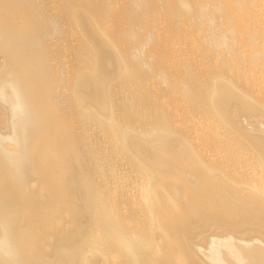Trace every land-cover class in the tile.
Wrapping results in <instances>:
<instances>
[{
  "label": "bare ground",
  "instance_id": "bare-ground-1",
  "mask_svg": "<svg viewBox=\"0 0 264 264\" xmlns=\"http://www.w3.org/2000/svg\"><path fill=\"white\" fill-rule=\"evenodd\" d=\"M40 3L0 0V264H264V0Z\"/></svg>",
  "mask_w": 264,
  "mask_h": 264
},
{
  "label": "rangeland",
  "instance_id": "rangeland-1",
  "mask_svg": "<svg viewBox=\"0 0 264 264\" xmlns=\"http://www.w3.org/2000/svg\"><path fill=\"white\" fill-rule=\"evenodd\" d=\"M35 3L41 5V0H33ZM170 35V33H168V36ZM45 41L47 43L50 44V40L48 41V39L46 38ZM69 41H73L72 39H70ZM178 45H179V48L182 49V51L188 56L190 57L191 55H194L195 53H198V56L197 59L200 60L201 62L199 63V68L200 69H206V67H204V64H205V61L206 59L204 57L201 56V51H198V52H195V47H196V38L194 39L193 37L192 38H189V37H186L184 40H182L181 42H177ZM50 47L52 48V53L54 52H57L60 47H58L57 44L55 45H50ZM68 59L70 58H66L65 57V62L67 63H70L71 61H69ZM185 59V58H184ZM64 60V59H63ZM52 61V64L53 66L55 67V71H61L62 72V64L57 61L56 58H52L51 59ZM69 61V62H68ZM204 62V63H203ZM220 65V59L217 58L215 60H213L211 63H210V68H218V66ZM55 79H56V76H55ZM63 87H60L58 86V88L56 89V98H57V101H58V97H62V92H63ZM55 93V91H54ZM58 103V102H57ZM58 105H61L62 107H64V104H60L58 103ZM74 110L72 109V115H73V119L75 120L74 118V114H73ZM73 120V121H74ZM77 124H78V121L76 124L73 123V126H75V130L74 132L76 133V135H78L79 137H83L81 134H80V131H79V128L77 127Z\"/></svg>",
  "mask_w": 264,
  "mask_h": 264
},
{
  "label": "water",
  "instance_id": "water-1",
  "mask_svg": "<svg viewBox=\"0 0 264 264\" xmlns=\"http://www.w3.org/2000/svg\"><path fill=\"white\" fill-rule=\"evenodd\" d=\"M49 224L51 225V223H49ZM49 224H48V225H49Z\"/></svg>",
  "mask_w": 264,
  "mask_h": 264
}]
</instances>
